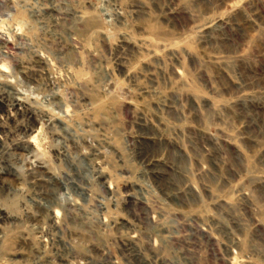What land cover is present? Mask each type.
Returning a JSON list of instances; mask_svg holds the SVG:
<instances>
[{
  "label": "rangeland",
  "instance_id": "374dc122",
  "mask_svg": "<svg viewBox=\"0 0 264 264\" xmlns=\"http://www.w3.org/2000/svg\"><path fill=\"white\" fill-rule=\"evenodd\" d=\"M0 264H264V0H0Z\"/></svg>",
  "mask_w": 264,
  "mask_h": 264
},
{
  "label": "bare ground",
  "instance_id": "6f19581e",
  "mask_svg": "<svg viewBox=\"0 0 264 264\" xmlns=\"http://www.w3.org/2000/svg\"><path fill=\"white\" fill-rule=\"evenodd\" d=\"M11 103H12L11 106L14 108L17 106H19V107L23 106V105H21V102L18 99H12ZM1 104H3V101L1 102ZM18 111H20V110H18Z\"/></svg>",
  "mask_w": 264,
  "mask_h": 264
}]
</instances>
